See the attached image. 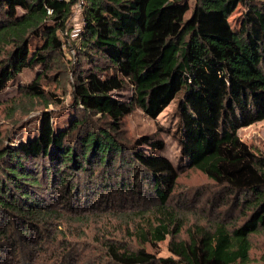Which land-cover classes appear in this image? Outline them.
Here are the masks:
<instances>
[{
	"label": "trees",
	"instance_id": "obj_1",
	"mask_svg": "<svg viewBox=\"0 0 264 264\" xmlns=\"http://www.w3.org/2000/svg\"><path fill=\"white\" fill-rule=\"evenodd\" d=\"M77 1L0 0V92L26 67H52L65 44L75 52L69 122L57 129L45 111L25 141L5 143L0 132L1 236L18 234L31 244L38 231L39 242L90 238L114 264H250L251 236L264 233V152L238 129L264 119V0H82V25L72 37ZM238 5L235 30L228 18ZM40 78L22 87L23 97L61 103ZM127 86L129 99L113 95ZM178 94L181 158L231 193L245 217L233 226L194 224L186 239L179 237L184 219L169 205L178 172L159 153L164 141L123 139V119L135 108L154 119ZM140 182L155 201L151 210L129 212L104 197L109 190L146 194ZM96 211L119 222H94ZM167 236L169 257L146 251L145 244L156 247Z\"/></svg>",
	"mask_w": 264,
	"mask_h": 264
},
{
	"label": "rangeland",
	"instance_id": "obj_2",
	"mask_svg": "<svg viewBox=\"0 0 264 264\" xmlns=\"http://www.w3.org/2000/svg\"><path fill=\"white\" fill-rule=\"evenodd\" d=\"M187 1L192 5L193 0ZM242 13L243 7L238 5L228 18L231 27L235 30L240 26ZM81 20V12L74 10L69 19L71 30L76 28L79 31L82 25ZM134 51V48L129 49L126 58L130 59ZM74 57V50L65 44L61 56L58 57L57 62L52 67L47 69L40 64L26 67L7 83L0 92L2 102L0 105V132L3 142L17 144L21 140L25 141L32 137L38 132L41 115L45 111L51 112L54 126L57 129L63 128L69 122L70 117L74 114V108L71 105L70 82L72 76L68 64ZM39 76H41L39 82L42 89L55 93L58 98L62 99L61 103L43 105L40 102L32 103L23 97L22 87ZM113 95L123 100L129 99L132 95V86L114 92ZM179 98L180 94L154 119L146 116L141 109L135 108L123 119V139L127 145H131L135 139L146 135H154L164 141V148L159 153L169 158L178 172L177 184L170 197L169 205L174 207L177 213L183 217L184 226L179 237L186 239L187 228L194 224L210 227L217 221H221L226 225L233 226L240 224L245 217L239 213L238 208L234 207V198L231 193L218 187L199 171L185 165V161L181 158L180 145L175 134L178 123L177 105ZM95 118L90 120L94 121ZM238 135L255 151L264 152V119L239 128ZM79 182L80 184L83 183L80 180ZM137 186L141 193L145 191L146 194L133 196L126 191L112 192L109 190L105 191L104 197L110 198V203H115V205L118 202H124L129 207L126 209L129 212L151 210L155 201L151 194L146 191V184L140 182ZM80 191L77 192V198L82 202L83 191L81 194ZM71 199V196H65L64 203H70ZM110 214L109 211L103 213L96 211L92 214V218H94V222L104 221L111 219ZM67 215L64 214L65 217ZM131 217L134 218L136 215L132 214ZM111 220L114 225L119 222L116 218ZM12 228L11 224L9 230ZM41 233L43 236L45 235L42 230ZM126 236L119 235L121 239L128 240L132 246L136 247L135 239ZM38 237L31 236L32 241L35 240L31 244L18 234L12 235L11 233L9 237L5 238L0 233V264H114L102 251L99 242L90 238L68 236L67 244H57L55 240L50 238L39 242ZM169 239L170 236H167L156 247L149 244H145L144 247L146 251L153 253L156 257H169L171 255L168 250ZM251 243L250 264H264V233L252 235ZM40 244L42 248L37 247Z\"/></svg>",
	"mask_w": 264,
	"mask_h": 264
},
{
	"label": "built area",
	"instance_id": "obj_3",
	"mask_svg": "<svg viewBox=\"0 0 264 264\" xmlns=\"http://www.w3.org/2000/svg\"><path fill=\"white\" fill-rule=\"evenodd\" d=\"M82 2H83L82 0L77 1V3L74 5L75 11L81 12ZM78 32H79L78 29H76V28L72 29L71 30V36L75 37L78 34Z\"/></svg>",
	"mask_w": 264,
	"mask_h": 264
}]
</instances>
